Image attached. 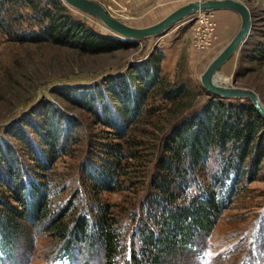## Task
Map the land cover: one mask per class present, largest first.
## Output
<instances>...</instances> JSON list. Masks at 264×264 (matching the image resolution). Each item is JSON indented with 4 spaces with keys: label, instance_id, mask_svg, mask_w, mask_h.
<instances>
[{
    "label": "rangeland",
    "instance_id": "rangeland-1",
    "mask_svg": "<svg viewBox=\"0 0 264 264\" xmlns=\"http://www.w3.org/2000/svg\"><path fill=\"white\" fill-rule=\"evenodd\" d=\"M98 1L113 17L134 26H148L192 0ZM240 1L252 11L253 35L220 67L217 79L226 78L228 85L255 90L264 104V59L254 53L256 46L264 43V0ZM214 12L195 14L162 35L132 40L134 47L99 54H84L49 42L12 40L7 31L0 32V137L6 139L5 143L11 149H22L21 140L6 134V128L34 110L37 123L43 122L46 116L41 103L55 102L67 111L60 109L52 118L57 123L58 115H65L61 129L64 131L68 120L72 133V140L65 144L66 152L56 157L47 172L53 181L51 199L55 207L73 200L77 210L81 211L84 205L92 209L97 201L92 197L88 176L94 175L101 160L108 156L105 145L121 143L124 153L135 151L136 156L123 160L125 170L118 178V188L105 190L99 197L121 221L122 239L125 246H131L130 235L141 215L140 203L151 189L149 181L163 133L186 112L207 103L210 95L204 92L201 74L240 28L241 21L234 14H230L235 17L233 20L228 16L220 25ZM66 14L96 31L119 36L98 18L72 6ZM28 25L29 22L23 24ZM157 58H161V70L155 81L161 84L151 88L146 80L140 84L130 77L134 67ZM179 87L183 89L181 100L163 99L165 89ZM125 88L142 96L149 92L136 121L117 138L116 130L106 125L107 121L120 118V104L110 89L125 94ZM70 115L77 121L71 120ZM250 157L242 164L247 173L223 177L222 187L215 186L212 178L215 172L220 175L219 153L212 152L197 174L189 170L190 193L202 192L208 197L207 189L213 187L219 191L223 206L212 231L196 238V248L166 251L161 264H199L198 257L209 249L213 253L212 264H264V156L255 172L250 170L254 158ZM28 164L35 165L30 160ZM69 218L68 215L65 220ZM20 222L21 231L14 233V242L9 244L0 221V264H106L99 249L90 250L85 244L75 242L73 250L60 252L62 241L45 229L46 223L35 225L25 217ZM129 253L118 255L115 264H127Z\"/></svg>",
    "mask_w": 264,
    "mask_h": 264
},
{
    "label": "trees",
    "instance_id": "trees-1",
    "mask_svg": "<svg viewBox=\"0 0 264 264\" xmlns=\"http://www.w3.org/2000/svg\"><path fill=\"white\" fill-rule=\"evenodd\" d=\"M69 7L61 0H0V32L7 31L12 40L49 42L84 54L108 53L136 45L132 40L96 31L74 20L66 14ZM25 22H29L26 27ZM257 52L264 59V43L256 46L254 53ZM160 62L161 58H157L136 66L135 71L129 72L130 77L140 84L146 80L151 88L161 84L155 81L160 78ZM203 89L210 95L207 103L183 113L163 133L149 181L151 189L140 203L141 215L131 232L129 248L122 239L121 221L108 204L101 202L99 194L118 188V178L125 170L123 160L136 156L135 151L124 153L121 143L106 144L108 156L101 160L95 174L88 176L97 204L92 209L84 205L80 211L71 200L57 208L51 199L54 187L47 172L56 157L66 152L65 144L72 140V133L68 120L64 131L61 129L65 115L59 114L57 123L52 118L60 109L67 111L55 102L45 101L40 104L46 116L43 122L37 123L36 110L15 119L6 128V134L21 140L22 149H11L6 139L0 137V221L5 227L6 242H14V233L21 231L20 218L25 217L35 225L46 223L45 229L62 241L60 252L73 250L75 242L85 244L90 250L99 249L106 264H115L118 255L129 251L127 264H161L166 251L196 248V238L212 231L223 200L213 187L207 189L208 197L202 192L190 193L189 170L197 174L212 152H217L221 155L220 175L215 172L212 178L215 186H221L223 177L247 173L242 169L246 158L253 154L250 170L255 172L264 156V118L252 101L226 98ZM182 90V87L165 89L163 99L175 102ZM122 91L125 94L110 89L116 103L121 105L118 104V115L126 123L119 122L118 117L106 123L116 130L117 138L127 133L130 123L136 121L149 92L142 96L131 94L129 88ZM123 95H127L125 99ZM69 118L77 121L72 115ZM29 160L35 165H29ZM136 213L137 210L133 215ZM68 215L70 218L65 220Z\"/></svg>",
    "mask_w": 264,
    "mask_h": 264
},
{
    "label": "water",
    "instance_id": "water-1",
    "mask_svg": "<svg viewBox=\"0 0 264 264\" xmlns=\"http://www.w3.org/2000/svg\"><path fill=\"white\" fill-rule=\"evenodd\" d=\"M64 3L84 11L101 20L112 32L129 39L140 40L162 35L175 24L194 16L199 12L229 9L241 17V25L236 34L211 60L201 74L202 85L213 94L226 98H249L259 114L264 118V104L259 94L250 88L237 87L217 80L219 68L253 35V14L250 7L240 0H192L175 8L164 18L148 26H134L113 17L106 6L98 0H61Z\"/></svg>",
    "mask_w": 264,
    "mask_h": 264
},
{
    "label": "crops",
    "instance_id": "crops-1",
    "mask_svg": "<svg viewBox=\"0 0 264 264\" xmlns=\"http://www.w3.org/2000/svg\"><path fill=\"white\" fill-rule=\"evenodd\" d=\"M214 11H215L214 13L216 14L217 21H218V23H220V25H223L224 21H226L225 19H227V17L230 16V14H234L235 16L238 17L239 21H241L240 15L237 12L233 11V10L218 9V10H214ZM230 17L232 18V20H233V18H235L234 16H230Z\"/></svg>",
    "mask_w": 264,
    "mask_h": 264
},
{
    "label": "snow or ice",
    "instance_id": "snow-or-ice-1",
    "mask_svg": "<svg viewBox=\"0 0 264 264\" xmlns=\"http://www.w3.org/2000/svg\"><path fill=\"white\" fill-rule=\"evenodd\" d=\"M213 253L209 250H206L201 257H198L199 264H212Z\"/></svg>",
    "mask_w": 264,
    "mask_h": 264
},
{
    "label": "bare ground",
    "instance_id": "bare-ground-1",
    "mask_svg": "<svg viewBox=\"0 0 264 264\" xmlns=\"http://www.w3.org/2000/svg\"><path fill=\"white\" fill-rule=\"evenodd\" d=\"M170 30V29H169ZM238 50V49H237ZM232 57V56H231ZM230 57V58H231ZM229 58V59H230ZM220 69V68H219ZM218 75H219V70H218V72H217V74L215 75L216 76V78L218 77ZM217 80H219V81H221L222 83H226L227 81H228V79H226V78H221V80L220 79H217Z\"/></svg>",
    "mask_w": 264,
    "mask_h": 264
},
{
    "label": "built area",
    "instance_id": "built-area-1",
    "mask_svg": "<svg viewBox=\"0 0 264 264\" xmlns=\"http://www.w3.org/2000/svg\"><path fill=\"white\" fill-rule=\"evenodd\" d=\"M205 12H206V11H205ZM207 12H210V11H207ZM200 13L203 14V12H199V14H200ZM197 14H198V13H197Z\"/></svg>",
    "mask_w": 264,
    "mask_h": 264
}]
</instances>
